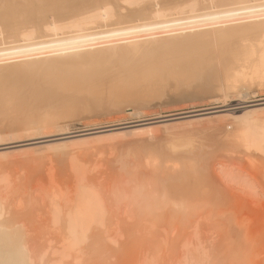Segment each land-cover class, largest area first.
<instances>
[{"label": "bare ground", "instance_id": "bare-ground-1", "mask_svg": "<svg viewBox=\"0 0 264 264\" xmlns=\"http://www.w3.org/2000/svg\"><path fill=\"white\" fill-rule=\"evenodd\" d=\"M260 93L264 0H0V136L79 133L23 149L46 164L36 224L13 218L20 187L0 172V264H264ZM232 94L254 107L51 130L81 115L115 120L126 107L140 117L169 95ZM130 135L96 182L103 151L95 161L77 151Z\"/></svg>", "mask_w": 264, "mask_h": 264}, {"label": "rangeland", "instance_id": "rangeland-1", "mask_svg": "<svg viewBox=\"0 0 264 264\" xmlns=\"http://www.w3.org/2000/svg\"><path fill=\"white\" fill-rule=\"evenodd\" d=\"M260 94H263V95H255V97L253 96L252 97V95H251V99H253V98H261V97H263L264 96V93H260ZM170 95H172V94H170ZM170 95L168 96V97H165L164 98V100L166 101H164L163 100V102L162 103H164V104H158V103H153L152 105H151V107H149L148 109H146L145 111L146 112H148V113H146V112H144L143 114H142V116H140V117H137V116H130V115H126V113L128 112H130L129 111V109H130V107H126L124 110H125V112H124V114H117V115H114V118H116L115 120L113 119V116H93V117H91V116H87V115H84V116H80V118L81 119H79L78 117H77V119L76 118H74V120H67L68 122H66V121H64V122H62V123H60L61 125H59V126H57V127H55V128H51V130H52V133H54V134H58V132L59 133H62V131H60L59 130V128L60 129H63V128H65V126H66V128H68L67 129V132L69 131V132H72V131H77V130H82V129H88V128H92V127H101V126H107V125H114V124H117V123H126V122H131V121H135V120H138V119H150V120H145V121H143V123H141V124H146V123H151V122H154V120L156 121V119H151V118H155V117H158V115L160 116V115H168V114H172V113H180V112H182V111H189V110H202V111H200L201 113L203 112V113H208V112H217V113H226V112H229V110H231L232 108H239V110L238 109H236V112L237 113H240V112H242V110L245 108H250L249 106H253V105H255V102H244V100H242L241 98H239L238 96H237V98H239V99H237V98H235L236 96H234V95H236V94H232L233 95V97H230V99H229V97H227V99L225 98L224 99V97H222V96H218V100L216 99V101L214 100V99H212V98H209V100H208V98H206V97H203V96H201V95H197V96H195V97H193L192 99L190 98V97H188L187 98V96L185 97V98H183V99H178V98H176V97H170ZM187 98V99H186ZM196 100H195V99ZM221 98V99H220ZM233 99V100H232ZM237 99V100H236ZM191 100V101H190ZM199 100V101H198ZM214 100V101H213ZM220 100H223V101H220ZM225 100V101H224ZM169 103H168V102ZM186 101V102H185ZM193 101V102H192ZM173 102H176V103H173ZM178 102V103H177ZM181 102V103H180ZM197 102H199V103H197ZM203 102V103H202ZM207 102V103H206ZM243 102V103H242ZM172 103V104H171ZM193 103V104H192ZM242 103V104H241ZM257 104H259V103H262V102H256ZM155 104H157V106L155 105ZM189 104H191V105H189ZM217 104V105H216ZM159 105V106H158ZM178 105H179V107H178ZM184 105V106H183ZM189 105V106H188ZM220 105V106H219ZM170 106H171V108H170ZM172 106H175L174 108L172 107ZM248 106V107H247ZM156 107V108H155ZM165 107V108H164ZM169 107V108H168ZM178 107V108H177ZM212 107H214V108H212ZM244 107V108H243ZM254 107V106H253ZM158 108V109H157ZM209 108V110H207ZM219 108V109H218ZM243 108V109H242ZM204 109V110H203ZM206 109V110H205ZM154 110V111H153ZM157 110V111H156ZM205 111V112H204ZM155 112V113H154ZM158 112V113H157ZM200 112H195V114H197V113H200ZM214 114V113H213ZM122 115V116H121ZM85 116H86V118L87 119H85ZM92 118V119H91ZM79 120V121H78ZM99 120V121H98ZM113 120V121H112ZM74 121V122H73ZM113 122V123H112ZM66 125H65V124ZM68 123V124H67ZM89 123V124H88ZM132 124V123H131ZM70 127H68V126ZM126 125H128V124H126ZM130 125V124H129ZM61 126V127H60ZM92 126V127H91ZM65 128V129H66ZM56 129H58V130H56ZM44 130H48V131H50V129H44ZM41 131V134H38L39 132ZM47 131V132H48ZM57 131V133H55ZM65 131V130H64ZM63 131V132H64ZM37 132V131H36ZM35 132V133H36ZM45 133V134H48V133ZM21 133L23 134L22 135V137H21ZM24 133H26V132H17V133H15V132H13L12 133V135H13V137H15V139H12L11 140V138H9L10 137V135L9 134H6L7 136L9 135V137H6V136H3L4 135V133H2L1 135L2 136H0V140L2 139V137H3V139H5V138H7L6 140H1L0 141V152L2 151V152H8V153H6L7 155V157L5 156V155H3L2 157H3V159H2V157H0V160L2 159V162L0 161V172L1 171H3V170H6L5 171V173H8L9 175H10V177L12 178V179H14V180H16L17 182H16V186L20 189V191H21V195H20V199L21 198H23L22 200H20V202H21V205H20V207L22 208V209H18V207L19 206H17V208H14V209H17L19 212L21 211V213H19V215H18V213H17V211L16 210H14L15 212H13V215H12V217L15 215V213H17L16 214V216H14L13 218H15L16 219V217H17V219L19 218L20 220H24V218L28 215V217H27V219L25 218V221L26 222H28V219H29V221H33L34 223L33 224H36V222H35V220H32V219H38L39 217H40V214H41V212L40 211H42V208H39V207H42V205L39 203L40 202V200L38 201V203H36L37 202V195L35 194V190H34V188L33 187H43V186H45V184H46V179L45 178H47V177H45L44 175H46L45 174V171H44V167L43 166H45L44 164H42V161L43 162H45V159H43V156H40V155H44V153H38V154H36L35 152H32V151H24L23 152V149H25V148H27V147H36V146H40V145H45V143L47 144H49V143H51V142H57V141H65V140H67L68 138H74V136H76L77 134H79V133H70V134H65V135H55V136H51V138L50 137H43L44 136V131H42V130H39L38 132H37V134H35V135H29V133H28V135H29V137L25 134L24 135ZM51 133V134H52ZM31 134V133H30ZM20 137H19V136ZM39 135V136H38ZM40 135H43V136H40ZM50 135V134H49ZM26 136H27V138H26ZM33 136H34V138H39V139H34L33 138ZM38 136V137H37ZM73 136V137H72ZM16 137H18V139L16 138ZM120 137V138H119ZM119 137H114V138H111V139H108V140H110V141H108V140H104V141H102V142H100V143H98L97 145L95 144V146H93V148H83L82 147V149H80V150H78L77 151V154H78V157H80V159H82V160H85V158H87L86 160H88V158L90 159L91 158V161H95V160H97L96 159V154H97V152H99V150L100 151H103V155L105 156H103L105 159H103L102 160V163H101V161H100V163L102 164V166L99 168V170H98V172H99V175L97 174H95V176L97 177V179L95 180L96 182L98 181V182H100V181H103L102 179L105 177V175H103V174H106V172H108V162L110 163V162H112L113 160H116L115 158L118 156V155H120V153L122 152V150H125L127 147H132L133 145V143L131 142V141H134V140H136V139H138V137H136L135 136V138H134V136H119ZM21 138V139H20ZM130 138V139H129ZM25 139V140H24ZM34 139V140H33ZM114 139V140H113ZM124 139V140H123ZM133 139V140H132ZM11 140V141H10ZM69 140V139H68ZM112 140V141H111ZM131 140V141H130ZM9 141V142H8ZM124 141V142H123ZM5 142V143H4ZM108 142H111L110 144L108 143ZM127 142H128V145H127ZM132 144H131V143ZM105 144V143H108V144H105V147H104V145L103 144ZM122 144H124V145H122ZM36 145V146H35ZM126 145V148H124V146ZM97 146V147H96ZM99 146V147H98ZM122 146H123V148H122ZM96 147V150L94 149ZM122 149H121V148ZM98 148H99V150H98ZM115 148H116V150L118 149V151L116 152V150H115ZM87 151H86V150ZM107 149V150H106ZM82 150H84V151H82ZM90 150V151H89ZM91 150H92V152H93V154L95 153V156L91 153ZM21 151V152H20ZM81 151V152H80ZM95 151V152H94ZM97 151V152H96ZM107 151V152H106ZM13 152V153H12ZM14 152H15V155H14ZM54 152H56V153H54ZM57 152L59 153V151H53V152H50L49 154L51 155V153H54L53 155H49L50 157H55L54 158V161H55V159H56V157H59V159L57 160L56 159V161L55 162H53L52 160H51V163H50V165H51V167H52V170H53V173L55 172V170H56V172H55V174L57 173V172H59V175H58V173H57V177H58V179H60V177H61V179H64L66 176H65V174H63V173H65V172H63L64 171V169H66V168H64L63 169V171L61 172V167L62 166H64V167H66L65 165H63V162H62V159L64 158V154L62 155L63 156V158H62V156H61V158H60V153H59V155L57 154ZM88 152H90L91 153V157L89 156H87V153ZM104 152H106V153H104ZM21 153H23V154H21ZM30 153V154H29ZM114 153H116V155L114 154ZM118 153V154H117ZM40 154V155H39ZM57 156H56V155ZM62 154V153H61ZM9 155V156H8ZM21 155V156H20ZM33 157H32V156ZM81 155V156H80ZM93 155V156H92ZM110 155H111V157H110ZM112 155H113V160H110V159H112ZM28 156H30V157H28ZM39 156H40V159H39ZM87 156V157H86ZM114 156H115V158H114ZM12 157V158H11ZM38 157V158H37ZM110 157V158H109ZM18 158V159H17ZM93 158V159H92ZM109 158V159H108ZM30 159V160H29ZM36 159V160H35ZM106 159H107V161H106ZM10 160V161H9ZM109 160V161H108ZM13 161V162H12ZM41 161V162H40ZM89 161V160H88ZM27 162V163H26ZM57 162H61V164L59 163V165H58V163ZM114 162V161H113ZM112 162V163H113ZM17 163V164H16ZM54 165H53V164ZM24 164V165H23ZM27 164H29V165H27ZM38 164V165H37ZM57 164V165H56ZM22 165V166H21ZM48 165V164H47ZM62 165V166H61ZM111 166H112V164H110ZM109 165V166H110ZM54 166H56V167H54ZM3 167V168H2ZM39 167V168H38ZM43 167V168H42ZM114 167V166H113ZM7 168V169H6ZM60 168V169H59ZM2 169V170H1ZM114 169V171L113 172H115L117 169H116V167L115 168H113ZM9 170V171H8ZM27 170V171H26ZM60 170V171H59ZM103 170V171H102ZM8 171V172H7ZM32 171V172H31ZM34 171V172H33ZM38 171V172H37ZM43 171V172H42ZM66 171V170H65ZM103 172V173H102ZM2 173H4V172H2ZM37 173H38V176H37ZM108 173H110V170H109V172ZM19 174V175H18ZM40 174V175H39ZM61 174H63V175H61ZM13 175V176H12ZM42 175V176H41ZM67 175V174H66ZM90 175V174H89ZM41 176V177H40ZM44 176V177H43ZM62 176H64V177H62ZM99 176H102V178H100L99 180H98V177ZM17 177V178H16ZM30 177V178H29ZM92 177H91V175H90V179H91ZM34 179V180H33ZM27 180V181H26ZM113 180V179H112ZM42 181V182H41ZM46 181V182H45ZM108 182H109V179L107 180ZM25 182H26V184H25ZM32 182H33V185H32ZM24 183V185H22ZM21 184V185H20ZM39 184V185H38ZM47 185V184H46ZM32 186V187H31ZM29 187H31V188H29ZM36 187H35V189H36ZM21 188H23V189H21ZM30 189H31V191H30ZM23 190V191H22ZM33 190H34V192H33ZM27 191V192H26ZM30 193H29V192ZM31 192H32V195H33V197L34 198H32L33 200H31L30 198H31ZM23 193V194H22ZM28 195H26V194ZM34 193V194H33ZM27 196L26 198H28V200L29 201H31V203L28 201V203L29 204H27V203H25V196ZM31 195V196H30ZM24 196V197H23ZM36 201H35V200ZM13 200L16 202V199L15 198H13ZM11 201H12V199H11ZM10 201V202H11ZM25 203V205H22V203L23 202ZM26 201V202H27ZM26 204H27V206H26ZM40 204V206H38ZM30 205V206H29ZM34 205H36V206H34ZM23 206V207H22ZM25 206H26V208L28 209H24L25 208ZM38 206V207H37ZM35 207H37L38 209H39V212L37 211L38 209L37 208H35ZM37 209V210H36ZM31 210H33V213H34V210H36L38 213H40V214H38V213H35V214H38L37 216H38V218H36V217H33L32 215H33V213L31 212ZM35 211V212H36ZM24 212V213H23ZM30 212L32 213V215L30 214ZM27 213V214H26ZM30 214V215H29ZM32 217V219L30 220V218ZM22 217V218H21ZM30 217V218H29ZM28 225H31L30 224V222L29 223H27Z\"/></svg>", "mask_w": 264, "mask_h": 264}]
</instances>
